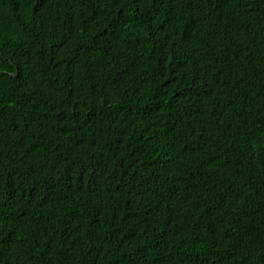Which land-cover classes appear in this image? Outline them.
Returning a JSON list of instances; mask_svg holds the SVG:
<instances>
[{"label":"trees","instance_id":"16d2710c","mask_svg":"<svg viewBox=\"0 0 264 264\" xmlns=\"http://www.w3.org/2000/svg\"><path fill=\"white\" fill-rule=\"evenodd\" d=\"M0 264H264V0H0Z\"/></svg>","mask_w":264,"mask_h":264}]
</instances>
